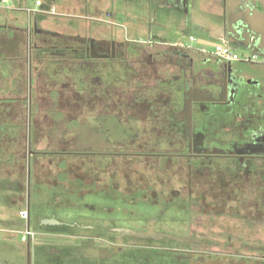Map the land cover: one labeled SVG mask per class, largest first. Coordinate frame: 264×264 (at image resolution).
<instances>
[{
	"label": "flooded vegetation",
	"instance_id": "1",
	"mask_svg": "<svg viewBox=\"0 0 264 264\" xmlns=\"http://www.w3.org/2000/svg\"><path fill=\"white\" fill-rule=\"evenodd\" d=\"M55 40L61 43L52 40L49 47L55 51L53 53H48L49 48H42L47 46L45 43L33 45V50L42 48L45 52L41 50L39 53H48L47 56L42 55L44 59L58 61L60 71L68 69L71 83L67 81L59 85L55 81L49 84L41 81L43 87L44 84L49 86L43 91L51 94L48 95L50 105L47 108L40 100L37 107L50 109L49 114L60 113L62 118L54 116L49 128V123H45L47 118L43 117L44 123L37 122V116L33 119L32 111L36 106L31 103L34 93L31 85L28 111L31 108L32 114L31 117L28 116L26 138L41 141L70 140L71 144L66 143L63 150L71 153L73 158L91 157L95 162L90 165L83 164V160L71 159V178L77 176L84 182H90L97 179L95 170L101 169V180L108 179L113 183V188H127L124 192L132 195L141 191V196H132L133 201L144 202L151 198L153 202L159 203L156 199L158 195H154L155 190L152 188L159 184L162 188L158 194L168 190L170 199L174 195L176 197V194L179 195L182 205L184 202L183 211L187 216L193 212L192 209L187 211L189 206H199L197 215L203 214L208 218L215 214L220 215L219 211L220 216L230 217L236 214L248 224L239 233L235 228L228 229V237L243 238L248 241L244 249L264 253V100L263 105L254 104L255 101L248 105L239 103L240 107L231 104L235 93L241 87L239 83L231 85L233 81L241 79L234 75L232 65L242 62L226 63L223 81L219 84V95L211 100V105L204 107L186 94L181 99H175L171 91L165 93L166 86L163 83L158 95L146 92L147 86L142 89L134 86L135 83L124 87L119 83L107 84L111 76V68L107 72V61L115 57L118 51L127 53L128 43L86 41L84 38L65 35L55 37ZM69 60L71 63H66ZM259 63L264 64V59ZM38 76L43 80L44 76ZM256 94L252 91L251 96L254 98ZM9 99V95L1 99V102L6 103L5 108L10 106ZM176 101L181 104V109L171 121L167 115L170 109L172 111L176 108ZM107 114L113 119H108ZM42 128L45 133H40ZM36 130L42 136L36 134ZM140 183L144 184L140 186ZM174 184L179 187L172 191ZM74 187L75 181L72 179L71 190ZM151 191L153 194L148 196ZM31 207L29 204L19 215L21 216L22 211L26 212L27 218H21L28 222L27 229L36 232L35 241L23 242L20 237L23 230L12 231L19 233L17 235L20 241L29 250L40 237L39 231L31 223ZM156 222V219H151L148 223V226H154L155 231ZM198 224L199 222L196 226ZM111 226L114 233L112 238L108 237L109 227L99 242L95 233L76 238L79 240L78 247L71 245V254H62L63 262L114 264L112 261L115 260L117 264V259L123 258L126 249H130L127 255L133 256L140 252L138 249L134 250L136 244H128V239L182 246L186 249L180 252L193 254H198L199 245L205 243L204 240L190 236L189 242L184 243L167 239H139L124 234L126 229L121 226L119 228L115 222ZM147 227L145 230H133L146 231ZM198 231L200 232L197 233L196 229L190 235L200 237L207 234L204 229ZM251 231L253 238H250ZM74 238L71 234V240ZM212 244L208 247L213 246ZM116 248L118 252L114 254ZM164 249L178 252L173 248ZM177 258L187 259L186 261L189 259L184 256ZM250 258L256 257L251 255ZM260 261L264 262V255Z\"/></svg>",
	"mask_w": 264,
	"mask_h": 264
},
{
	"label": "crops",
	"instance_id": "2",
	"mask_svg": "<svg viewBox=\"0 0 264 264\" xmlns=\"http://www.w3.org/2000/svg\"><path fill=\"white\" fill-rule=\"evenodd\" d=\"M34 1L36 3L38 0L0 2V33L5 35L6 31L17 30L30 38L33 45L45 43L50 46L52 41L45 39L55 40V37L63 35L84 38L86 41L128 43L127 53L118 51L115 57L107 61V72L111 68L107 84L119 83L124 87L135 83L134 86L141 89L147 86L146 92L158 95L163 83L165 93L171 91L175 99H181L186 94L196 103L207 107L219 95V84H222L227 65L214 54L217 45L228 42L239 54L256 53L264 59V41L248 35L245 30L239 31L233 24L238 10L234 0H39L43 3L42 7L50 8V12L32 15L29 9L34 7ZM49 24H75L83 25V28L77 26L73 32H68L65 26L60 28L64 31H60ZM190 36H195L197 42L192 48H187ZM209 42L215 45L208 47L206 44ZM232 68L234 75L241 79L233 81L231 85L239 83L241 87L231 104L240 107L239 103L248 105L255 101L254 104L263 105L264 64L234 63ZM5 70L9 73L8 69ZM252 91L257 93L254 98ZM176 102V108L170 109L167 115L171 121L181 109L179 101ZM108 119L113 118L108 115ZM29 140L30 149L23 151L24 164L11 165L8 158L0 160V264H71V261L63 262V255L71 254V245L78 247L77 239L81 235L95 233L97 242L106 235L109 205H139L149 217L158 211L151 200L133 201L140 194H127L121 188H113L119 193L115 192L117 196L111 201L108 198L109 180H101V169L95 170L97 179L90 182H84L77 176L71 178V165L64 169L58 167L52 156L47 155L51 148L44 151L32 147V141L37 139H27L28 143ZM53 141L62 146L71 144L70 140L65 139ZM9 153V149L0 150V156L9 157ZM65 156L71 157V154ZM90 158L71 157L74 161H85L83 164H95ZM45 160L53 164L50 170L48 166L41 165ZM72 179L75 181L73 190ZM97 188L100 190H93ZM43 198H48L45 205L42 204ZM29 204L32 206V226L40 233L31 250L19 240V233H12L26 229L28 222L21 218L19 212ZM66 207L69 209L64 210ZM120 210V218H115L117 220L123 218V207ZM183 210L181 207L174 211L180 215V221L191 223L180 235L191 236L194 231L192 222L197 224L208 217L197 215V212L187 216ZM68 213L71 214L69 218ZM235 217L245 222L236 214L233 219ZM66 226L71 229L68 228L70 232H67ZM235 229L239 231L241 227ZM71 234L75 237L73 240Z\"/></svg>",
	"mask_w": 264,
	"mask_h": 264
},
{
	"label": "rangeland",
	"instance_id": "3",
	"mask_svg": "<svg viewBox=\"0 0 264 264\" xmlns=\"http://www.w3.org/2000/svg\"><path fill=\"white\" fill-rule=\"evenodd\" d=\"M32 5L34 6V8L36 7L35 1L32 3ZM49 25L56 27V29H59L60 31H64V30H61L60 28L65 26L68 32L69 31L73 32L74 28H76L77 26L81 27V29L83 28V25H75V24H49ZM5 38L8 40L6 41L7 42L6 45L3 40ZM52 40H48V41H52ZM54 42L61 43L59 40H54ZM210 43L211 42L207 43L206 45H208V47H212L215 45L214 43L212 44ZM33 44L30 42V38H28L25 34H22L17 30L6 31L5 35L0 33V49H1L0 57L1 56L10 57L9 66L11 70V72L8 73L5 70V68H3V66H1L0 64V106L2 105L1 99L9 95L10 106L17 105L15 104L16 101H21L22 105H24V108H26L27 116H29L28 101H30L29 86L31 82L32 92L34 91L31 103L33 104V106H36L34 107L32 112H35L38 118V120H36L37 122L44 123V119L47 118L45 119V123H49L47 125L49 128L52 118L54 116L56 117L59 116L60 118H62V115L60 113L58 114L56 113L54 115L49 114L50 109L44 110V108L37 107V105L39 106L37 102H41V101H42V105H45L47 108H49V105H50L49 104L50 98L48 95H51V94L43 91V89H48L45 87H49V86H46L43 83L44 84V87H43L41 84L42 82H47L48 84L52 82L54 83V81L55 83L57 82L56 84H59V85H61L62 82L65 83L67 81L71 83V73L68 71V69L60 71L61 68L58 65V61H49V58L44 59V57L42 56L39 57V55L37 54L39 53V51L36 52V51H33L32 49ZM187 44H188V40H187ZM194 45H196V43H193V46ZM188 46L192 47L191 44H189ZM35 54L37 56L34 57ZM20 57L22 59L24 58L25 65L20 64L18 62L19 60H17V58H20ZM66 63H71V60L67 61ZM39 74L44 76L43 80H41L42 79L41 76H38ZM66 77L68 79H66ZM69 109L71 111V107ZM61 110L65 111L64 108H62ZM18 115H20V113L17 112V110H15V114L14 112H12L13 120L11 122H16ZM59 130L60 128H58V131ZM37 133L39 132L36 130V134ZM40 133H45V130H43L42 128V132ZM40 133L39 135H41ZM38 141L39 140L32 141V147H38L39 149L45 150V148L46 149L55 148L57 147V145L58 146L60 145V143L55 145L56 141H39V142ZM26 148H28V146ZM41 165L48 166L49 167L48 170L51 169L50 166H53V164H51V161L49 160L42 161ZM142 184L144 183H140V186ZM156 186L158 188L160 185L157 184ZM126 189L127 188H125L124 191H127ZM93 190L97 191L100 189L97 188ZM159 190L157 191V194H156V191L154 194V195H158L156 199L158 200L159 204L153 202V200L149 198V200H151L153 204H156V208H158V211L152 217H149L147 214L143 213V211L140 209L141 206L139 205L131 206L127 204V205L119 206V207L117 206L114 207V205H109V208H108L109 217H107L108 218L107 226L109 227L108 237L112 238V236L114 235V233L111 230L112 222H115L116 226L118 227L121 226L126 230H133V229L145 230L146 227L148 226V223L151 221V219H156L157 220L156 230L158 232L168 233L170 235H175L178 237H185V238L191 237V238H194L200 241L204 240L205 243L203 245L202 244L199 245L198 254L180 252V251H183L182 249H186V247L177 246V245L170 246V245H166L162 243L164 246H167L168 248L176 249L175 251H178V252L173 253L172 251H169V250H168L169 252L166 251L164 249V246H162L160 242L150 243L148 241L128 239L127 240L128 244L130 243L136 244L137 247L134 250L138 249L140 250V252L137 251L139 253L133 256L127 255V252L130 249L128 250L126 249V251H124L123 258L117 259L118 260L117 264H264V262L260 261L264 253L249 251L247 248L244 249V246L248 243L247 240L245 241L243 238H233V237L229 238L228 237V234L230 232L228 229H231V228L234 229L239 226L242 228L244 224L245 226L246 224H248L243 221H240L238 217H235L233 219V215H231L230 217H227L224 215L220 216L218 214H215L213 217L206 218L205 220H201L198 226H196V222L193 221L192 222L193 229L194 230L197 229V233H198V230L204 229L207 232L206 235H203L200 237H197L196 235L190 236V237L180 235L183 233V231H185V228L188 227L187 225L191 223L185 220L180 221L181 219L180 215L178 216L177 213L174 211L175 209L180 210L181 207H183V205L181 206V198L179 197L178 194H176L177 195L176 197H174L175 196L174 195L170 199V196H169L170 192L168 190H165L163 193L160 191L161 193L158 194ZM115 192L119 193L116 189H113V183L109 182L108 198L111 201H114L115 197L117 196ZM137 194H140L137 196H141L142 192L139 191L137 192ZM152 194L153 192L151 191V193H149L148 196H151ZM47 200L48 198H43L42 204L45 205L44 203L47 202ZM63 200H66V199H63ZM128 200L129 199L125 201H128ZM69 207H66L64 210L69 209ZM122 207L124 210L123 218H121L122 220H117L115 218L116 217L118 219L120 218V211H121L120 209H122ZM198 207L199 206H189V209L187 211L189 212L192 209V211L195 212L196 214V212L199 210ZM162 210L164 212L161 213ZM166 211L167 213L165 214ZM67 217L68 218L71 217V214L68 213ZM68 228H69L68 226L65 227L66 230H68ZM67 232H70V231L68 230ZM236 232H240V230ZM187 233H189V231ZM250 236H251L250 238H253L252 231L250 233ZM19 240H20V237H19ZM210 243H213L212 244L213 246L208 247ZM151 245H153L152 248L146 247V246H151ZM229 245H234V246L229 247ZM155 252L160 254L161 255L160 257L162 259L156 258ZM251 255L256 258L254 259L250 258ZM177 256H184V257H188L189 259L188 261H186L187 259L179 260ZM112 262L116 264L115 260H113Z\"/></svg>",
	"mask_w": 264,
	"mask_h": 264
},
{
	"label": "trees",
	"instance_id": "4",
	"mask_svg": "<svg viewBox=\"0 0 264 264\" xmlns=\"http://www.w3.org/2000/svg\"><path fill=\"white\" fill-rule=\"evenodd\" d=\"M3 40H4L5 45H6L7 44L6 41H8V40L6 38ZM5 48H7V47H5ZM42 48L43 49L49 48L48 53L55 52L54 50H52L49 47V45L46 47L42 46ZM42 48H37L36 51H41V50H43ZM17 60H19L18 62L20 64L25 65L24 58L22 59L20 57ZM9 62H10V59L6 58V56L0 57L1 66H3V68L8 69L9 72H11ZM17 100H19V99H17ZM1 103H2V105L0 106V150L4 149V148L9 149L10 153H9V157L8 156H0V160H5L6 158H8L11 161L10 162L11 165H13L15 163L16 164L17 163L22 164L24 162V159L22 158L23 157V151H25V149L27 147V138L26 137H27V129H28V116L26 113V108H24V105H22L21 101H16L15 104H17V105H11V106L6 107V108H5L6 103H3V101ZM10 109H11V111H10ZM15 110H17V112H19L20 115H18L16 122H11L13 120L12 112H14V114H15ZM34 116H36L35 112H33V119H34ZM55 144H57V143H55ZM63 147L64 146H62L61 144L59 146L57 145V147H56L57 150H52L53 148H51V150L49 151V153L47 155L52 156L51 157V158H53L52 160L57 162V163L56 162L55 163L58 164V167H61L64 169L66 167H69V165H71V161H70L71 157L65 156V155H69L71 153H67L65 150H63ZM45 150H47V149L45 148ZM178 187H179L178 184H174V188H172L171 190L174 191ZM152 188H153V190L158 191L162 187L156 188V186H155ZM163 244L167 245V243H163ZM163 244H162V246H164ZM164 247H167V246H164ZM155 254H156L155 255L156 258L162 259L160 257L161 256L160 254H158L157 252H155Z\"/></svg>",
	"mask_w": 264,
	"mask_h": 264
},
{
	"label": "water",
	"instance_id": "5",
	"mask_svg": "<svg viewBox=\"0 0 264 264\" xmlns=\"http://www.w3.org/2000/svg\"><path fill=\"white\" fill-rule=\"evenodd\" d=\"M234 5L237 7V12L235 14V19L233 24L238 27L239 31L248 33V35L254 36V38L264 41V0H234ZM42 9L50 10L48 6L42 7ZM260 36H262L260 38ZM30 82V89H31ZM31 108L29 111V116L31 117ZM190 116V115H189ZM30 140L28 143V148L30 149ZM31 151V150H29ZM31 167V162L29 161V170ZM30 183V174L28 177ZM124 234L139 238V239H153L154 241H163L165 239L176 241L178 243L189 242V238L178 237L170 235L168 233L155 231L154 226H148L146 231H134L126 230ZM118 252V248L114 251V254ZM113 255V254H112ZM30 264V262H29Z\"/></svg>",
	"mask_w": 264,
	"mask_h": 264
},
{
	"label": "built area",
	"instance_id": "6",
	"mask_svg": "<svg viewBox=\"0 0 264 264\" xmlns=\"http://www.w3.org/2000/svg\"><path fill=\"white\" fill-rule=\"evenodd\" d=\"M1 3L6 2V0H0ZM43 3L41 1L36 2V7L29 9L30 14H40V13H49L46 9H42ZM196 37L190 36L189 37V43L193 46V43H196ZM187 48H192L191 46H187ZM214 54L217 58L220 60L226 62V63H233V62H242L247 64L252 63H259L262 61L260 56L256 53L248 54V55H242L239 54L237 51H235L231 45L228 42H223L220 45H217L215 47ZM21 216L23 218H27V214L25 211L21 212ZM20 237L23 242L31 241L34 242L36 239V232L34 230L25 229L20 232Z\"/></svg>",
	"mask_w": 264,
	"mask_h": 264
}]
</instances>
